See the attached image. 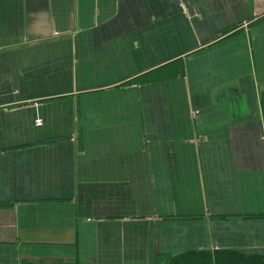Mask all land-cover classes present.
Returning a JSON list of instances; mask_svg holds the SVG:
<instances>
[{
    "label": "crops",
    "instance_id": "obj_1",
    "mask_svg": "<svg viewBox=\"0 0 264 264\" xmlns=\"http://www.w3.org/2000/svg\"><path fill=\"white\" fill-rule=\"evenodd\" d=\"M221 250L264 258V0H0V264Z\"/></svg>",
    "mask_w": 264,
    "mask_h": 264
},
{
    "label": "trees",
    "instance_id": "obj_2",
    "mask_svg": "<svg viewBox=\"0 0 264 264\" xmlns=\"http://www.w3.org/2000/svg\"><path fill=\"white\" fill-rule=\"evenodd\" d=\"M213 264H264V258L260 256H253L249 254L240 253L236 250H221L213 254ZM170 264H210V260L205 262L193 257L192 259H185L182 263L171 260Z\"/></svg>",
    "mask_w": 264,
    "mask_h": 264
},
{
    "label": "built area",
    "instance_id": "obj_3",
    "mask_svg": "<svg viewBox=\"0 0 264 264\" xmlns=\"http://www.w3.org/2000/svg\"><path fill=\"white\" fill-rule=\"evenodd\" d=\"M38 122H40V121H38Z\"/></svg>",
    "mask_w": 264,
    "mask_h": 264
}]
</instances>
